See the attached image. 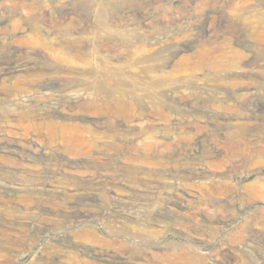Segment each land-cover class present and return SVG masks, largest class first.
Segmentation results:
<instances>
[{
  "label": "rangeland",
  "instance_id": "rangeland-1",
  "mask_svg": "<svg viewBox=\"0 0 264 264\" xmlns=\"http://www.w3.org/2000/svg\"><path fill=\"white\" fill-rule=\"evenodd\" d=\"M3 131L0 264H264V0H0Z\"/></svg>",
  "mask_w": 264,
  "mask_h": 264
},
{
  "label": "bare ground",
  "instance_id": "bare-ground-1",
  "mask_svg": "<svg viewBox=\"0 0 264 264\" xmlns=\"http://www.w3.org/2000/svg\"><path fill=\"white\" fill-rule=\"evenodd\" d=\"M34 54H38L39 55V52L38 51H34L33 52ZM42 56H45V55H42ZM38 58V57H37ZM12 63V62H11ZM22 66H25V64H13V65H10L9 68H12L14 70H17V69H22L23 67ZM31 70L29 71V73L23 78V81L28 84V85H33V84H38V80L40 78H44V79H55L57 78V80L53 81V82H57V81H61L63 79H67L69 81V84H66L65 87L62 88V90L66 93V94H69L70 96H73V94H77L80 90L78 84L76 82L77 80V76L75 74H81L80 76H82V74H85V73H88L91 75V77H94L97 75V71L94 69V68H89L87 70H84V69H80L79 67H74L72 69V72L75 73V74H66L65 72H61L60 69H58V66H56L55 64H50V63H46V64H39L37 65V67H32L30 68ZM60 76H63L65 78H62ZM90 77V76H89ZM69 79H72V80H69ZM80 79V78H79ZM79 82V81H78ZM60 85V84H59ZM57 94V93H56ZM62 96V95H61ZM73 98V97H72ZM80 98V97H79ZM64 99V98H63ZM66 99V98H65ZM94 99V98H93ZM62 101V100H61ZM54 103V102H53ZM61 103V102H60ZM9 106L11 107H17L16 105H13L11 103H8ZM89 104H87L88 106ZM34 106V105H33ZM41 108V107H40ZM62 108V106H61ZM14 109V108H13ZM27 109V108H26ZM68 109V108H67ZM52 113V112H51ZM32 114V113H31ZM4 116V115H3ZM57 117V116H56ZM46 119V118H45ZM32 121V120H30ZM19 122V121H18ZM27 122V121H26ZM36 122V121H34ZM20 123H22V121H20ZM29 123V122H28ZM27 123V124H28ZM19 124V123H18ZM38 124V123H37ZM50 124V123H49ZM30 125V123H29ZM24 126V125H23ZM27 127V126H26ZM30 127V126H29ZM7 130V129H6ZM8 130H11V129H8ZM26 131V130H25ZM7 132V131H6ZM10 133V132H9ZM13 135V134H12ZM13 137V136H12ZM20 138V137H19ZM12 139L10 137H8V135L6 133H4L3 131V134H0V148H4L6 147V144L8 142H10ZM115 142V141H114ZM5 145V146H4ZM34 144H32L33 146ZM34 147V146H33ZM21 152V151H20ZM46 178V177H45ZM39 183V182H38ZM40 184V183H39ZM44 186V185H43ZM43 190V189H42ZM79 215V213H78ZM77 216V215H76ZM32 221V220H31ZM103 254H107L109 255V252L108 251H103L102 252ZM181 257V256H180ZM179 259V258H178Z\"/></svg>",
  "mask_w": 264,
  "mask_h": 264
}]
</instances>
